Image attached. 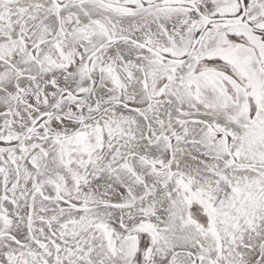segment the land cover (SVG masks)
I'll use <instances>...</instances> for the list:
<instances>
[{
  "label": "snow or ice",
  "instance_id": "1",
  "mask_svg": "<svg viewBox=\"0 0 264 264\" xmlns=\"http://www.w3.org/2000/svg\"><path fill=\"white\" fill-rule=\"evenodd\" d=\"M0 264H264V0H0Z\"/></svg>",
  "mask_w": 264,
  "mask_h": 264
}]
</instances>
